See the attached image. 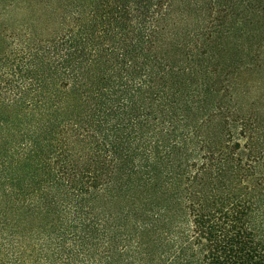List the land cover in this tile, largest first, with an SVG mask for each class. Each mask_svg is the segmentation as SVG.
I'll return each mask as SVG.
<instances>
[{
	"label": "trees",
	"instance_id": "trees-1",
	"mask_svg": "<svg viewBox=\"0 0 264 264\" xmlns=\"http://www.w3.org/2000/svg\"><path fill=\"white\" fill-rule=\"evenodd\" d=\"M264 0H0V264H264Z\"/></svg>",
	"mask_w": 264,
	"mask_h": 264
},
{
	"label": "rangeland",
	"instance_id": "rangeland-1",
	"mask_svg": "<svg viewBox=\"0 0 264 264\" xmlns=\"http://www.w3.org/2000/svg\"><path fill=\"white\" fill-rule=\"evenodd\" d=\"M258 77H261L264 79V69L258 74Z\"/></svg>",
	"mask_w": 264,
	"mask_h": 264
}]
</instances>
